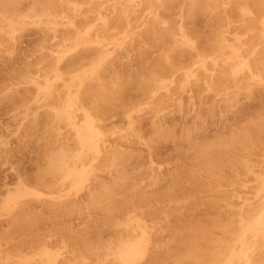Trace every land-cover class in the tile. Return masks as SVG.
Returning <instances> with one entry per match:
<instances>
[{"label":"rangeland","instance_id":"374dc122","mask_svg":"<svg viewBox=\"0 0 264 264\" xmlns=\"http://www.w3.org/2000/svg\"><path fill=\"white\" fill-rule=\"evenodd\" d=\"M0 264H264V0H0Z\"/></svg>","mask_w":264,"mask_h":264},{"label":"bare ground","instance_id":"6f19581e","mask_svg":"<svg viewBox=\"0 0 264 264\" xmlns=\"http://www.w3.org/2000/svg\"><path fill=\"white\" fill-rule=\"evenodd\" d=\"M88 33V32H87Z\"/></svg>","mask_w":264,"mask_h":264}]
</instances>
